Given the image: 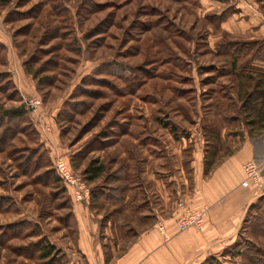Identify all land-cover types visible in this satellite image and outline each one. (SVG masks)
Instances as JSON below:
<instances>
[{"label": "rangeland", "instance_id": "rangeland-1", "mask_svg": "<svg viewBox=\"0 0 264 264\" xmlns=\"http://www.w3.org/2000/svg\"><path fill=\"white\" fill-rule=\"evenodd\" d=\"M247 1L264 19L262 0L0 6L7 38L0 42V264L82 263L70 210L85 200L71 199L55 159L87 189L90 209L108 228L103 248L111 258L151 222L153 179L176 200L190 188L194 157L208 172L243 135L264 132L248 124L241 104L262 79L264 34H251L252 25L244 33L247 15L229 19ZM92 161L103 170L87 181ZM46 245L55 252L43 259ZM214 258L264 264V200Z\"/></svg>", "mask_w": 264, "mask_h": 264}, {"label": "crops", "instance_id": "crops-1", "mask_svg": "<svg viewBox=\"0 0 264 264\" xmlns=\"http://www.w3.org/2000/svg\"><path fill=\"white\" fill-rule=\"evenodd\" d=\"M249 2L236 3L235 8L242 13L233 14L229 19L233 21L247 15L244 33L252 25L255 31L251 34L262 36L264 19ZM233 25L235 27L228 33H233L241 23ZM6 41L0 31V42ZM30 115L33 117L32 111ZM248 162L259 168L264 187V132L254 137L243 135L232 151L208 172L204 171L202 160L194 157L190 161V188H182V194L176 200H172L167 187L153 179L156 204L150 209L151 222L138 229L125 249L111 258L106 257L103 248L108 228L98 223L99 216L90 209L89 198L74 204L70 210L75 230L74 252L80 257L81 264H202L207 257H214L232 243L248 208L264 195V189L257 192L241 185L243 166ZM176 201H183L188 209L204 211L201 229L181 232L176 229L175 221L180 213L175 207ZM158 224L162 225V232L158 231Z\"/></svg>", "mask_w": 264, "mask_h": 264}, {"label": "built area", "instance_id": "built-area-1", "mask_svg": "<svg viewBox=\"0 0 264 264\" xmlns=\"http://www.w3.org/2000/svg\"><path fill=\"white\" fill-rule=\"evenodd\" d=\"M37 102H29V107L34 108ZM53 168L65 187L71 190V199L76 203L83 202L88 196V191L84 184L73 174L68 164L60 158L55 159ZM244 181L242 186L251 187L257 192L263 191V182L260 176L259 168L252 162H248L243 166ZM175 207L180 211L176 221V229L181 232L190 228L201 229L203 226L202 210H191L185 207L183 201H176ZM158 231L162 232V225H157Z\"/></svg>", "mask_w": 264, "mask_h": 264}, {"label": "trees", "instance_id": "trees-1", "mask_svg": "<svg viewBox=\"0 0 264 264\" xmlns=\"http://www.w3.org/2000/svg\"><path fill=\"white\" fill-rule=\"evenodd\" d=\"M13 0H0V6H4L6 4H9ZM264 1V0H262ZM229 47H227L228 49ZM234 58V57H233ZM231 58L230 61V68L233 70L235 68L236 60ZM259 62H262L264 64V57H257ZM256 60L252 57V61ZM249 65V64H248ZM246 65H243V67ZM252 68H255L254 66H251ZM250 67V69H251ZM254 70V69H251ZM26 73L29 74V72L26 70ZM258 74L262 77L260 79V82L258 84H255V88L252 92L248 93L246 95V99L241 103L242 107L246 110V113L249 117L252 118L251 121L248 122V124L260 126L259 129L264 131V68H258ZM96 161L90 162V164L87 166V168L83 171V175L85 176L87 181H93L97 179L102 174V166L100 164L96 165ZM207 165L204 164V171H207ZM56 174V173H55ZM57 177V175H55ZM57 179L60 181V179L57 177ZM264 200V196L258 198L255 202ZM254 202V203H255ZM254 203L248 208L247 213L252 209L254 206ZM246 213V215H247ZM245 223L242 224V226ZM242 230V227L241 229ZM40 257L41 258H48L52 255V253L55 252V249L52 246H44L41 249ZM202 264H219L217 260L213 257H207Z\"/></svg>", "mask_w": 264, "mask_h": 264}]
</instances>
